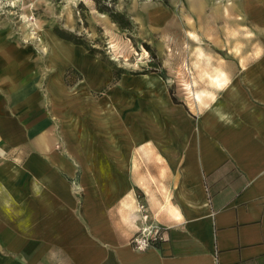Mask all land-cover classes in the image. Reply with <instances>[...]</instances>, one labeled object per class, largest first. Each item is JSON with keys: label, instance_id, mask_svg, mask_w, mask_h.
Segmentation results:
<instances>
[{"label": "crops", "instance_id": "1", "mask_svg": "<svg viewBox=\"0 0 264 264\" xmlns=\"http://www.w3.org/2000/svg\"><path fill=\"white\" fill-rule=\"evenodd\" d=\"M190 9L207 42L192 105L157 74L106 86L81 50L96 77L75 63L67 97L0 30V262L264 264V0ZM140 201L165 235L145 250Z\"/></svg>", "mask_w": 264, "mask_h": 264}, {"label": "rangeland", "instance_id": "2", "mask_svg": "<svg viewBox=\"0 0 264 264\" xmlns=\"http://www.w3.org/2000/svg\"><path fill=\"white\" fill-rule=\"evenodd\" d=\"M155 8L162 10L161 17ZM113 13L122 15L128 25H120ZM201 15L190 9V0H0V30L15 44L33 49L35 66L42 65L45 71L44 81L64 86V92H58L70 98L82 93L76 87L82 74L75 62L64 63L39 40L45 33L57 35L55 28L83 41L78 45L65 39L94 60L89 63L109 69L112 76L107 86L120 85L124 78L157 74L178 102L192 105L189 70L205 63V56L199 54L207 43L198 21ZM187 16H194L198 23L189 26Z\"/></svg>", "mask_w": 264, "mask_h": 264}, {"label": "bare ground", "instance_id": "3", "mask_svg": "<svg viewBox=\"0 0 264 264\" xmlns=\"http://www.w3.org/2000/svg\"><path fill=\"white\" fill-rule=\"evenodd\" d=\"M137 3V2H136ZM132 4V3H131ZM134 4V3H133ZM133 6V5H132ZM135 7V6H134ZM198 8H203L202 7V5H200L199 4V6H196V5H193L192 6V9L193 10H196V9H198ZM152 12H153V9H152ZM188 17V16H187ZM191 17L189 16V19H190ZM188 20V19H187ZM186 20V21H187ZM188 24H190V25H192L193 26V22H192V20L190 21L189 20V23ZM189 25V26H190ZM190 32V34H192V35H194L195 33H194V31H192V30H190L189 31ZM40 41H41V43L42 44H44V45H46V46H48V48L50 49V52L54 55V56H56V57H59L60 58V60L61 61H63L64 63L65 62H75L76 64H81V62H84V64H85V66H87V62L84 60V57H83V54L79 51V47L77 48V47H74V45H71V43H69L68 41H66L65 39H63V38H60L59 36H57V35H55V34H53V33H45L44 35H42V37H40V39H39ZM74 43V42H73ZM79 45V44H78ZM77 45V46H78ZM83 47V46H82ZM43 50H45V51H47V47L45 48V47H43ZM49 52V51H48ZM90 53V52H89ZM91 54V53H90ZM95 56V55H94ZM99 59V58H98ZM97 60V59H96ZM91 61H94V60H91ZM97 61H99V60H97ZM47 63H49V62H47ZM92 63L93 62H91L90 63V66L92 65ZM102 63V62H101ZM103 64V63H102ZM105 64V63H104ZM49 65V64H48ZM75 65V64H74ZM98 65V64H97ZM71 66V65H70ZM76 66H79V65H76ZM64 67V66H63ZM74 67V66H73ZM88 67L89 66H87L86 68H87V70H88ZM99 67V66H98ZM102 67V66H101ZM86 68L84 69V70H86ZM94 69V68H93ZM98 69V68H97ZM96 69V70H97ZM89 70H91V71H93L90 67H89ZM88 70V71H89ZM54 71V70H53ZM52 71V73L54 74V72ZM83 71V70H82ZM91 71H89V73L91 72ZM51 72V71H50ZM56 72V71H55ZM96 72V71H95ZM104 73H105V70L103 71ZM102 72V73H103ZM88 73V72H87ZM86 73V74H87ZM91 74V73H90ZM91 75H93V74H91ZM100 75V74H99ZM89 77V76H88ZM96 77V76H95ZM126 77H127V75H126ZM64 78V77H63ZM92 80H93V78H92ZM95 80H96V78H95ZM94 80V81H95ZM104 80H105V78H104ZM93 82V81H92ZM90 83H91V81H90ZM109 83V82H108ZM82 84V83H81ZM104 84V83H103ZM96 85V84H95ZM85 86V85H84ZM99 86V85H98ZM107 86V85H106ZM89 88V87H88ZM68 89V88H67ZM86 89H87V87H86ZM95 89V88H94ZM102 89V88H101ZM109 90H111V89H109ZM119 90H121V89H119ZM190 91H191V89H190ZM192 92V91H191ZM91 93V92H90ZM91 95V94H90ZM116 95V94H115ZM194 95H195V97L197 98V99H200L201 98V94H200V92H195L194 91ZM119 96H121V95H119ZM118 97V96H117ZM91 99V98H90ZM88 101V100H87ZM112 101V100H111ZM112 104H114V102L112 101ZM111 104V105H112ZM91 105H92V103H91ZM97 105H99V104H97ZM90 106V105H89ZM100 106V105H99ZM92 107V106H91ZM96 107V106H95ZM98 107V106H97ZM92 109H94V108H92ZM116 111V110H115ZM106 112V111H105ZM119 115V114H118ZM117 116V115H116ZM68 117V116H67ZM118 120H120V119H118ZM111 121V120H110ZM62 128H66V127H62ZM74 128H72V130H73ZM67 130V129H66ZM84 131V130H83ZM74 132V131H73ZM80 132V131H79ZM90 133V132H89ZM73 134V133H72ZM74 134H76V133H74ZM79 135V134H78ZM86 135V134H85ZM72 136V135H71ZM74 137V136H73ZM75 137H76V135H75ZM89 137V136H88ZM70 138V137H69ZM74 139H76V142L78 143L79 141L77 140V138H74ZM80 139V138H79ZM83 139V138H82ZM71 140V139H70ZM74 141V140H73ZM72 141V142H73ZM83 142H85V141H83ZM88 142V141H87ZM86 142V143H87ZM72 144V143H71ZM74 144V143H73ZM82 144H84V143H82ZM88 156V155H87ZM90 159V158H89ZM88 161V160H87ZM87 167V166H86ZM88 169V168H87ZM89 170V169H88Z\"/></svg>", "mask_w": 264, "mask_h": 264}, {"label": "built area", "instance_id": "4", "mask_svg": "<svg viewBox=\"0 0 264 264\" xmlns=\"http://www.w3.org/2000/svg\"><path fill=\"white\" fill-rule=\"evenodd\" d=\"M139 213L142 225L131 238V244L138 250H145L164 239V228L158 223L149 222L150 214L146 205L139 202Z\"/></svg>", "mask_w": 264, "mask_h": 264}, {"label": "trees", "instance_id": "5", "mask_svg": "<svg viewBox=\"0 0 264 264\" xmlns=\"http://www.w3.org/2000/svg\"><path fill=\"white\" fill-rule=\"evenodd\" d=\"M111 15L113 16V18H114L116 21H118V22L120 23V25H122V26H124V25H128V22H125V23H124L125 20H124V18H123L122 15L117 14V13H113V14H111ZM55 32H56V34H57L58 36H60L61 38H64V39H66V40H68V41H71V42H74L75 44H80V45L84 44L82 40H80L79 38H77V37H75V36H73V35H71V34H66V32H64V31L61 30L60 28H55ZM79 78H81L80 75H79ZM172 97H173V99H174L175 101H177V98L175 97L174 94H172Z\"/></svg>", "mask_w": 264, "mask_h": 264}]
</instances>
